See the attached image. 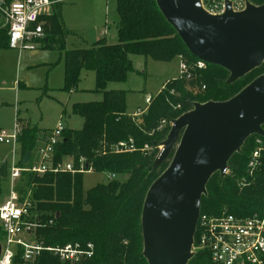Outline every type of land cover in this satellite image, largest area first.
I'll list each match as a JSON object with an SVG mask.
<instances>
[{"label": "trees", "instance_id": "16d2710c", "mask_svg": "<svg viewBox=\"0 0 264 264\" xmlns=\"http://www.w3.org/2000/svg\"><path fill=\"white\" fill-rule=\"evenodd\" d=\"M12 0H5L10 3ZM260 5L264 0H250ZM61 2L54 11L44 16V48L65 51V84L61 89L70 92L80 81L83 68L96 74V91L102 92L101 101L79 102L73 111L84 119L82 129L65 128L62 140L55 146L53 160L70 158L75 166L86 158L87 169L108 171L115 175L127 174L124 181L109 180L87 191L83 189L82 172H24L17 189L26 197L30 193L33 220L37 227L32 238L45 246L67 243L94 244V254L79 262L61 260L44 250L32 261L22 258V248L13 264H148L143 256L141 213L146 193L153 181L168 167L173 151L154 168L160 152L159 145L166 138L168 122L191 110L195 102L223 101L233 97L256 77L264 73V63L232 84L227 83L225 68L208 64L193 67L190 76L173 78L151 97L147 111L141 117L127 113L125 90L107 89L110 82H123L133 71L131 55L139 54L158 61L180 57L193 65L198 58L186 47L176 29L161 13L156 0H117L118 41L105 38L90 47L66 48V36L73 33L63 21ZM8 30L2 26L0 12V48H8ZM198 84L200 91L186 86ZM167 123V124H166ZM264 127V126H263ZM261 138L250 136L240 152L229 160L224 177L215 173L207 184L202 199V213L218 216L223 212L250 217L264 211V149L262 165L249 172V161ZM41 138L37 127L22 126L21 165H32ZM133 140L136 150L116 152L113 146ZM145 145L152 151L143 150ZM30 152L27 162L24 155ZM198 231L195 234V244ZM129 243L125 244L124 241ZM189 264H218L208 250L198 249Z\"/></svg>", "mask_w": 264, "mask_h": 264}, {"label": "water", "instance_id": "95a60500", "mask_svg": "<svg viewBox=\"0 0 264 264\" xmlns=\"http://www.w3.org/2000/svg\"><path fill=\"white\" fill-rule=\"evenodd\" d=\"M166 20L188 50L208 64L229 72L228 84L264 63V3L247 2L234 11L226 1L223 14L207 12L201 0H156ZM264 73L233 97L195 102L171 121L154 168L173 156L149 187L141 213L143 256L148 264H189L207 184L224 177L229 160L252 135L264 137ZM30 155L23 157L26 163ZM7 176V162L0 177ZM1 253V244H0Z\"/></svg>", "mask_w": 264, "mask_h": 264}, {"label": "rangeland", "instance_id": "374dc122", "mask_svg": "<svg viewBox=\"0 0 264 264\" xmlns=\"http://www.w3.org/2000/svg\"><path fill=\"white\" fill-rule=\"evenodd\" d=\"M61 13L66 26L74 32L66 36L67 49L90 47L100 35L109 43L118 41L117 0H63ZM64 54L62 50L44 49L40 45L22 50L0 48V131L12 134L17 118L23 126L31 124L41 131L54 128L58 122L69 129L83 128L84 119L73 111V105L101 101L104 94L96 91L95 72L86 68L81 70L80 81L74 89L70 92L61 90L65 84ZM131 60L133 71L127 79L110 82L107 89L125 90L127 113L135 116L139 109L147 111V98L155 96L167 82L182 75L183 60L175 57L171 61H158L139 54L131 55ZM190 81H186L188 88L201 90L198 84L191 85ZM168 124L171 128V121ZM20 152L19 149L16 152L18 158ZM12 158L13 145L0 142V166L6 161L10 167ZM112 174L108 171L86 172L84 191L108 183ZM127 177V174H119L114 178L124 181ZM11 190L10 176L0 177V204L9 198ZM3 240L0 228V241Z\"/></svg>", "mask_w": 264, "mask_h": 264}, {"label": "built area", "instance_id": "2783aa9c", "mask_svg": "<svg viewBox=\"0 0 264 264\" xmlns=\"http://www.w3.org/2000/svg\"><path fill=\"white\" fill-rule=\"evenodd\" d=\"M226 1L201 0V3L207 12L220 15L226 10ZM229 1H231L234 11L244 10L247 2H251L250 0ZM57 3V0H12L10 3L0 0L2 26L8 30L9 47L22 50L40 45L45 39L43 18L54 11ZM206 66L207 63L201 59H198L193 65L182 61L181 74L190 76V69L193 67L205 68ZM150 100L151 98H147L148 104ZM144 111L139 109L135 116L143 114ZM65 128L61 122H58L52 130L43 134L42 143L38 146V151L34 156L36 160L32 165L25 166L21 165L22 155L20 158L16 156L18 148H21L19 135L22 130L18 119H16L12 134L4 130L0 131V142L13 145L12 163L10 167L7 164V176L9 175L11 178L12 190L9 198L0 204V228L4 238L3 241H0V264H13V260L18 254V247L22 248V258L25 261L34 260L44 250L69 262H79L94 254V244L91 242L86 247L80 243L45 246L34 240L32 233L37 227V222L33 220V204L30 200V193L23 197L17 189L18 180L24 172L38 174L71 172L74 174L92 171L91 168L87 169L83 157L79 159L78 167L70 158L54 162L55 146L62 140V132ZM256 142L257 147L249 161L251 174L262 165L263 142L261 138H258ZM113 149L116 152L136 150L133 140L121 141L114 145ZM143 150L151 152L152 147L145 145ZM114 177L115 174H112L110 179H114ZM197 231V241L196 244L194 241L193 245L194 251L208 250L212 260L218 264H264V211L250 217L228 212L214 216L201 211L196 233Z\"/></svg>", "mask_w": 264, "mask_h": 264}, {"label": "crops", "instance_id": "0c3cea01", "mask_svg": "<svg viewBox=\"0 0 264 264\" xmlns=\"http://www.w3.org/2000/svg\"><path fill=\"white\" fill-rule=\"evenodd\" d=\"M58 2H61V3H63V0H57ZM65 24V23H64ZM65 26H66V24H65ZM67 27V26H66ZM118 27V26H117ZM68 28V27H67ZM68 29H70V28H68ZM72 30V29H71ZM73 31V30H72ZM117 32H118V28H117ZM74 33V32H73ZM98 35H100L99 34V32H98ZM101 38H103L101 35H100V37H98L97 38V40H99V39H101ZM105 38V37H104ZM96 40V41H97ZM105 40L108 42V40L105 38ZM43 42H44V40L42 41V43L40 44V47L41 48H44V44H43ZM45 49V48H44ZM73 49V48H72ZM54 50H56V49H54ZM64 53H65V51H64ZM64 57H65V54H64ZM64 75H65V63H64ZM17 115H19L18 113H17ZM131 115V114H130ZM18 120H19V118H17ZM20 126L22 127L23 126V124H20ZM28 126H31V127H34V126H32L31 124H29ZM53 128H51V129H47V130H43V131H41V130H39L38 129V131H39V135H40V138L42 139V135L43 134H45L46 132H48V131H50V130H52ZM41 143H42V140H40V142H39V144H38V146H40L41 145ZM20 151H21V148L19 147L18 148ZM21 153V152H20ZM22 155V154H21ZM35 158V157H34ZM34 160H36V159H34Z\"/></svg>", "mask_w": 264, "mask_h": 264}]
</instances>
